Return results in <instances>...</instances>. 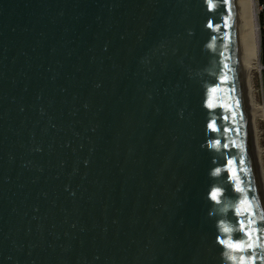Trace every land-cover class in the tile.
I'll return each instance as SVG.
<instances>
[{
	"label": "water",
	"instance_id": "95a60500",
	"mask_svg": "<svg viewBox=\"0 0 264 264\" xmlns=\"http://www.w3.org/2000/svg\"><path fill=\"white\" fill-rule=\"evenodd\" d=\"M261 212L242 0H0V264H264Z\"/></svg>",
	"mask_w": 264,
	"mask_h": 264
},
{
	"label": "bare ground",
	"instance_id": "6f19581e",
	"mask_svg": "<svg viewBox=\"0 0 264 264\" xmlns=\"http://www.w3.org/2000/svg\"><path fill=\"white\" fill-rule=\"evenodd\" d=\"M244 23V67L249 96L250 115L252 118L253 144L255 143L256 164L258 171L264 176L261 166L260 151L257 146L256 124L259 111L252 95V73L260 63V30L258 24V10L254 0H242ZM255 64V65H254Z\"/></svg>",
	"mask_w": 264,
	"mask_h": 264
},
{
	"label": "snow or ice",
	"instance_id": "6c2138e0",
	"mask_svg": "<svg viewBox=\"0 0 264 264\" xmlns=\"http://www.w3.org/2000/svg\"><path fill=\"white\" fill-rule=\"evenodd\" d=\"M227 2V0H225V3ZM213 105H209V107H212ZM211 127H213V129L215 130V125L212 124L210 125ZM230 165L234 164V161H229L228 162ZM217 173L220 172V169L216 170ZM231 171V169H230ZM232 179L233 181H238V176L237 175H232L230 177H227ZM229 191H232V188L230 187ZM235 191L237 193H239L240 195L236 198L239 202L235 203L233 205V207L235 208V214L237 217L241 216V215H246L247 216V222L249 225H253L256 223V219L254 218L256 216L255 211L253 210V206L251 204V201H247L244 197V192L245 189L242 187H235ZM211 196V199L214 201L219 202L220 199L222 198V192L221 189L219 188H215L211 191V193L209 194ZM241 205H246V207L244 208L243 211H241ZM255 207H259V205L257 204ZM259 219L264 221V212H261L259 214ZM236 231L242 232L243 233V237H248V240L245 241V239L242 237L240 240L238 241H234V242H230L227 244V247L229 248H234L236 250L242 251L244 250L245 247H252L253 245L251 244V238H252V233L253 232H260V231H264V225H262L260 228H250V227H245V221L244 220H238L236 222V227H235ZM225 232L230 231V229H224ZM256 239H259V236L256 237ZM254 260L255 257H253V264H254ZM243 264V262H242Z\"/></svg>",
	"mask_w": 264,
	"mask_h": 264
},
{
	"label": "built area",
	"instance_id": "2783aa9c",
	"mask_svg": "<svg viewBox=\"0 0 264 264\" xmlns=\"http://www.w3.org/2000/svg\"><path fill=\"white\" fill-rule=\"evenodd\" d=\"M254 2L258 13H264V0H254ZM252 95L259 111L256 124L257 146L260 151L261 166L264 170V61L261 54L260 63L252 73Z\"/></svg>",
	"mask_w": 264,
	"mask_h": 264
},
{
	"label": "rangeland",
	"instance_id": "374dc122",
	"mask_svg": "<svg viewBox=\"0 0 264 264\" xmlns=\"http://www.w3.org/2000/svg\"><path fill=\"white\" fill-rule=\"evenodd\" d=\"M260 17H261V13H258L257 19H258L259 25H261ZM259 30H260V47L262 49V29L259 28ZM253 71H254V69H253ZM248 98H249V96H248ZM249 107H250V105H249ZM251 122H252V118H251ZM254 151H255V143H254ZM255 158H256V152H255ZM257 167H259L258 164H257ZM257 170H258V168H257ZM258 183H259V191H260V194H261V197L263 200V204H264V176L262 175V172L260 173L259 171H258Z\"/></svg>",
	"mask_w": 264,
	"mask_h": 264
},
{
	"label": "trees",
	"instance_id": "16d2710c",
	"mask_svg": "<svg viewBox=\"0 0 264 264\" xmlns=\"http://www.w3.org/2000/svg\"><path fill=\"white\" fill-rule=\"evenodd\" d=\"M260 21H261V29H262L261 57H262V60L264 61V13L261 14Z\"/></svg>",
	"mask_w": 264,
	"mask_h": 264
}]
</instances>
